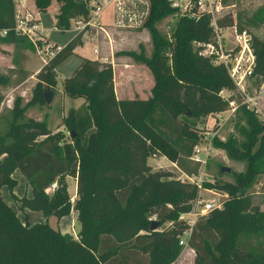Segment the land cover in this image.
<instances>
[{"label": "trees", "instance_id": "trees-1", "mask_svg": "<svg viewBox=\"0 0 264 264\" xmlns=\"http://www.w3.org/2000/svg\"><path fill=\"white\" fill-rule=\"evenodd\" d=\"M90 1L32 0V4L37 14L49 11L53 26L63 31L70 29L73 19L87 18ZM147 1L144 23L152 51L148 56L122 52L151 72L153 84L146 99H116L109 66L80 58L61 84L62 94L83 100L64 119L67 137L52 133L44 120L25 117V107L44 103L43 93L51 92L55 84L56 67L80 45L79 35L41 66L23 106L19 97L12 99L6 129L0 134V188H6L18 210L38 211L42 218L29 224L24 214L21 222L0 194V264H169L179 253L177 236L185 224L178 215L190 209L197 188L170 171L152 170L146 159L162 156L181 173L197 174L199 163L192 158L200 140L196 121L226 110L238 95L223 66L192 48V42L212 41L209 17L179 15L166 41L153 24L174 9L165 0ZM14 14L13 0H0V30L10 29L0 42L25 41V47L32 49L11 31ZM216 24L232 26L233 19L225 15ZM234 26L241 30L238 22ZM250 47L251 77L258 86L264 80V41L251 37ZM6 73H0L1 87L11 76H17L18 85L30 75L13 68ZM221 89L230 92L226 99L219 96ZM244 117L241 143L214 140L228 159L243 163V170L233 173V182H202L203 188L223 192L227 198L220 210L199 218L190 231L187 245L195 264H264V252L255 245L264 239V212L247 193L258 182L264 189V124L251 111L245 110ZM15 174L24 178L29 197L12 194ZM66 176L75 180L72 200ZM52 183L55 187L46 192ZM74 212L75 237L47 222L48 217L59 220ZM151 215L157 223L153 230L148 229Z\"/></svg>", "mask_w": 264, "mask_h": 264}, {"label": "rangeland", "instance_id": "rangeland-1", "mask_svg": "<svg viewBox=\"0 0 264 264\" xmlns=\"http://www.w3.org/2000/svg\"><path fill=\"white\" fill-rule=\"evenodd\" d=\"M13 3L14 11H18L17 14L19 16L26 11L31 13L32 16L37 13L32 8L30 0H13ZM227 3L231 5L225 10V15H230L233 19L232 26H234L235 22H238L241 30H245L250 37H256L257 39L264 41V15L262 14L264 11V0H231ZM89 4L90 2H88V7ZM38 15L39 23L45 30H48L47 38L52 44L62 47L76 35H79L80 39V45L78 46H83L84 43L86 46L92 44L90 48L92 47V50L96 49L97 53H92L94 59H85L96 62L101 59L103 65L109 66L110 83L116 99H126L133 95L141 100L148 97L149 90L153 84L151 72L143 64L135 63L122 54V52L126 51H134L136 53L141 51L145 56H148L151 53L152 46L149 40L147 22L143 23L144 25L138 29L113 28L110 26V4L103 6L99 14L102 19H99L97 22L100 26L105 27V33L98 29L96 25H85L82 27L81 24H83L84 20L79 24L76 23L78 21L74 19L71 22L72 26L70 29L63 31L55 30L52 29L53 20L49 11ZM178 16L179 13L174 10L154 22L153 26L162 39L166 41L170 40V35ZM103 18L106 23H104ZM230 27L231 26L220 27L221 34L223 35L222 43L226 48L233 46L231 35L232 30ZM25 43V41L9 44L0 42V73L8 76L6 70L10 68L20 69L22 71L27 68L33 71L29 72L24 70L30 75L18 85H15L14 83L17 77L16 75L15 77H9L8 82L4 87H1L0 85V95H2L0 101V134L6 129V120L10 115L9 110L11 108L12 99L14 97H19L20 105L22 106L29 100L31 89L36 81L35 74L44 64L36 55L33 48L29 49L25 47ZM193 43L194 42H192L191 45L192 48L195 49ZM110 54L111 57H113L111 59L112 61L109 60ZM75 60V57H67L57 66L54 74L55 84L51 89L52 98L48 104H34L27 106L24 109L25 117L34 120H44L46 127L52 133L58 132L63 138H66L68 135V130L65 127L64 122L65 117L69 114L70 110L73 111L83 103L81 98H69L61 93L62 80L68 77L70 72L75 68V66L72 67ZM247 82V92L249 94H255L254 105L253 108H251L252 110L242 105L239 98L235 99V96L233 95V99L235 100V110L233 112L226 109L217 116L207 114L198 119L195 123V129L198 131L200 138H202L199 144L201 148L202 146H206V149L209 152L204 168H200V176L202 177L203 182H211L213 179L233 182V173H238L243 170V163L228 159L225 151L214 144V140L223 142L230 138L235 141L236 145L241 143L243 141L241 130L246 128L244 117L245 110L251 111L256 115L257 120L264 124V80L260 81L258 86V80L255 77H250ZM226 93L230 95V92L226 91ZM204 154L205 150L200 149L198 155L203 156ZM146 162L152 170L160 169L170 171L175 177L180 175L179 171L162 156L149 155ZM222 167L228 168L229 171H220ZM71 178L72 177L68 176L64 178L65 182L67 181L68 183L69 193L72 192L71 186L73 180ZM262 185V182L254 183L247 190V193L250 201L264 212V189ZM26 186V184L23 186L20 182L18 183L16 187L18 195H25V190L23 191V189L26 188ZM207 190H212L215 194L201 190V198L204 200L213 199L224 201L227 198V194L223 192L210 188ZM4 196L7 199L6 194H4ZM10 199L14 203L11 207L15 209L18 219L21 222H24V211L18 210V203L11 197ZM71 215L73 216V214ZM69 218L68 232L66 233L75 237L78 230V223L75 217L70 220ZM65 221L67 220H64L62 223H65ZM47 222L53 229H57V223L55 222L54 217H48ZM163 225L165 224H162V226ZM255 245L258 246L261 252H264V239L260 240L259 243H255ZM169 264H195L192 249L188 245L180 246L179 253Z\"/></svg>", "mask_w": 264, "mask_h": 264}, {"label": "built area", "instance_id": "built-area-1", "mask_svg": "<svg viewBox=\"0 0 264 264\" xmlns=\"http://www.w3.org/2000/svg\"><path fill=\"white\" fill-rule=\"evenodd\" d=\"M109 1L112 4L111 26L113 28L138 29L143 25L147 17L149 7L147 0ZM165 1L171 8L177 11L180 16L195 19L198 15L203 14L209 17V27L211 28L212 41L194 42L193 45L195 46V51L197 55L210 59L211 63L222 65L234 86L240 103L246 108H253L255 94H249L247 92V81L251 77L254 61L252 49L250 47L251 37L245 30L238 31L235 26H231L233 46L226 48L222 43L223 35L221 34V28L216 24V20L226 14L225 10L231 5L227 2L231 0ZM101 9L102 6L98 2L90 1L87 18L83 21V24H81L82 20H76L78 21L76 23L81 24L82 27L85 25H96L98 29L103 31L101 26L97 23ZM17 12L18 11H15L14 14L13 27L11 28V31L15 36L27 40L31 44L41 62L46 63L60 50L61 46L52 44L48 41V30H45L40 25L37 13L32 16L31 13L26 11L19 16ZM52 29L57 30L53 25ZM9 30L10 29L0 30V37L5 36ZM218 94L224 99L228 97V94L224 89H221ZM234 102L235 100H230L228 102L227 110H230V112L235 110ZM222 112L224 111L209 115L217 116ZM201 139L202 138H200L199 142L193 147L192 153V158L199 163V171H197V174L195 175H185L179 171L180 175L177 177V179L181 182L194 184L197 188V195L191 201L190 209L186 212L179 213L178 215V219L185 224V229L177 236V243L180 246L187 245V238L189 237L194 223L199 218L205 217L210 211L215 209L220 210L223 203V201L213 199L204 200L201 198V190L215 194L212 190H207L202 187L203 181L200 176V168H204L209 152L206 149V146H202L201 148L199 144ZM200 149L205 150V154L203 156L198 155ZM54 187L55 183H52L46 189V192H51ZM148 221L155 222V216L151 215L148 217Z\"/></svg>", "mask_w": 264, "mask_h": 264}, {"label": "crops", "instance_id": "crops-1", "mask_svg": "<svg viewBox=\"0 0 264 264\" xmlns=\"http://www.w3.org/2000/svg\"><path fill=\"white\" fill-rule=\"evenodd\" d=\"M31 1V6H32V8L34 9V7H33V4H32V0H30ZM91 1H94V2H98L101 6H102V8H103V6L104 5H106V4H110L111 5V16H110V26H111V22H112V4L110 3V1L109 0H91ZM35 10V9H34ZM39 16V15H38ZM39 18V17H38ZM101 20L102 18H101V16L99 15V18H98V20ZM104 19V18H103ZM104 23H106L105 22V19H104ZM101 28L103 29V32L105 33V31H104V28L105 27H103V26H101ZM108 28V27H107ZM51 43V42H50ZM108 44H109V42H108ZM92 44H90V46H91ZM90 46L88 45V46H86L85 45V43L83 44V46H76L74 49H73V54L72 55H70V56H68V57H75V62L73 63V66L72 67H76L77 65H78V63H79V61H80V58H87V59H94V57H93V54L92 53H94V54H96L97 53V50L96 49H93L92 50V47L90 48ZM94 47V46H93ZM95 51V52H94ZM109 57H110V61H112L111 59L113 58V57H111V54L109 55ZM106 60H107V57H106ZM64 61V60H63ZM62 61V62H63ZM61 62V63H62ZM60 63V64H61ZM98 63H100V64H102L101 63V59H100V61H98ZM57 68V67H56ZM24 70H27V71H29V72H33L32 70H29V69H27V68H25ZM73 71V70H72ZM71 71V72H72ZM71 72H70V74H71ZM69 74V75H70ZM135 96L133 95L132 97H130V98H126V99H132V98H134ZM173 165V164H172ZM174 166V165H173ZM175 167V166H174ZM20 174H15L14 175V178L16 179V185H15V187L13 188V190H12V194L14 195V196H16V197H20V196H22V195H18V193H17V191H16V187H17V185H18V183L20 182L23 186H24V184H25V181H24V178L21 176ZM72 180H73V184H72V186H71V188H72V192H70L69 193V189H68V183H67V181H66V191H67V194H68V196H69V198L72 200L74 197H75V180H74V178H71ZM27 188V189H26ZM26 188H24L23 189V191L25 190V196L26 197H29L30 196V188L28 187V186H26ZM4 189H5V192H4ZM3 189V187H1L0 188V194H1V197L3 198V200L5 201V203L7 204V205H9V206H12L14 203L11 201V199H10V197H9V194H8V191L6 190V188H4ZM4 194H6V196H7V199H6V197L4 196ZM24 211V214H25V216H26V222L27 223H29V224H32V223H34V222H36V221H38V220H40L41 218H42V214L40 213V212H38V211H30V210H27V209H24L23 210ZM71 214H73V216L71 215ZM71 215V216H70ZM70 217V218H69ZM74 217L76 218V214H75V212L74 213H70V214H68L67 216H64V217H62V218H60L59 220H56L55 219V222L57 223V229L59 230V232L60 233H66V232H68V218H69V220L70 219H74ZM64 220H67V221H65V223H62Z\"/></svg>", "mask_w": 264, "mask_h": 264}, {"label": "water", "instance_id": "water-1", "mask_svg": "<svg viewBox=\"0 0 264 264\" xmlns=\"http://www.w3.org/2000/svg\"><path fill=\"white\" fill-rule=\"evenodd\" d=\"M51 98H52V93H51L50 91H47V92H44V93H43V101H44V104H45V105L48 104V103L50 102ZM71 111H72V110H70L69 113H70ZM220 171L228 172L229 169H228V168H224V167H222V168L220 169ZM156 227H157V223L153 221V222H150L148 229H149V230H153V229H155Z\"/></svg>", "mask_w": 264, "mask_h": 264}]
</instances>
